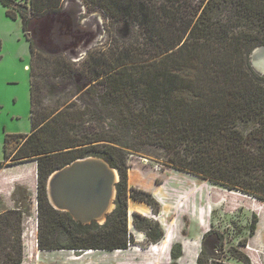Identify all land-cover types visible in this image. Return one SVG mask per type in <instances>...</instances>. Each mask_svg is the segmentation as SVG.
<instances>
[{
  "label": "trees",
  "instance_id": "trees-1",
  "mask_svg": "<svg viewBox=\"0 0 264 264\" xmlns=\"http://www.w3.org/2000/svg\"><path fill=\"white\" fill-rule=\"evenodd\" d=\"M92 2L120 16H136L146 38L144 47L125 49L126 59H116L92 78L101 77L91 88L100 92L94 106L117 109L108 126L95 112L89 117V105L76 109L69 103L47 112L36 107L41 80L32 62L41 51L26 32L33 17L61 11L62 0H0L8 18L20 19L30 53V131L4 135L0 167L36 162L38 249H125L133 242L127 230L128 197L158 211L150 193L128 187L124 139L130 134L172 151L168 160L176 170L263 198L259 192H264V183L244 187L234 175L249 166L264 168V75L248 62L249 52L264 45V0ZM90 66L94 70L101 64ZM11 138L17 143L7 151ZM88 155L102 157L119 175L115 207L102 224L74 221L68 212L54 209L46 195L53 170ZM132 216L148 240L162 237L156 221L138 213ZM21 222L18 210L0 214V231L7 226L15 230V244L4 247L12 253L1 250L5 264L21 262ZM180 255L181 245L173 244L170 256L175 260ZM237 259L249 264L246 257Z\"/></svg>",
  "mask_w": 264,
  "mask_h": 264
},
{
  "label": "rangeland",
  "instance_id": "rangeland-1",
  "mask_svg": "<svg viewBox=\"0 0 264 264\" xmlns=\"http://www.w3.org/2000/svg\"><path fill=\"white\" fill-rule=\"evenodd\" d=\"M154 1L157 3L159 0ZM227 10H224V13L229 15ZM119 16L92 0H62L61 11L31 19L26 34L41 51L39 57L36 55L32 62L37 78L41 80V97L39 104L36 105L37 109L47 112L69 103L76 109H83L89 105V117L95 112L96 116L101 118L99 120L101 124L108 126L112 123V118L117 115V109L111 107L112 105L104 108L94 106L100 92L96 87L91 88L96 81L101 80V77L97 80L92 78L96 73L104 71L110 63H115L116 59H126L128 56L124 54L125 49L142 48L146 41L142 25L136 16L132 14ZM25 35L20 19L8 18L0 4V160L5 134L30 131L28 69L30 53ZM253 49L248 54V62L252 70L258 73L251 65ZM90 60L91 64L95 62L101 66L93 70L89 64ZM243 127L247 128L249 125ZM124 142L130 178L135 173L156 174L162 178L174 175L179 185L177 188L186 189L187 193L184 196L187 198L183 196L181 200L179 194L174 197L172 204L166 207L168 222L170 220L174 227L181 230L183 237L193 238L198 235L200 238L195 260L180 263L210 264L217 260L226 264H243L237 259L238 256L241 259L246 257L249 264H264V192H259L263 195V198H260L240 188H228L223 184L176 170L170 166L168 160L170 155H173L172 151H167L143 138L139 140L130 134ZM16 143V138L9 139L7 151ZM234 176L239 177L236 181L240 185L247 187L248 184L254 183L255 188L256 185L264 183V168L249 166L236 172ZM193 195L196 196L194 201ZM12 196L16 203L20 202L19 207L14 206L13 209L21 212L23 233L22 211L28 214L31 208L29 192L24 187H18ZM156 203L158 204L157 201ZM8 209L0 214H4ZM0 232V264H5L1 250L12 253L10 249L4 247L15 244V230L7 226ZM62 238H58L59 242L63 241ZM243 241L245 244H242ZM150 242L153 241L144 236L139 243L144 249ZM74 251L68 249L55 251L51 258L52 264H75L66 256L78 258V264H92L88 263L86 258L92 256L90 259H95L96 256L93 255L101 253L85 254L84 250ZM101 255L107 254L102 252ZM37 256L35 255V258ZM23 259L22 246L20 264ZM98 259V257L95 259L94 264H107ZM180 263L170 256L167 263L131 259L129 264ZM29 264L46 263L41 259Z\"/></svg>",
  "mask_w": 264,
  "mask_h": 264
},
{
  "label": "crops",
  "instance_id": "crops-1",
  "mask_svg": "<svg viewBox=\"0 0 264 264\" xmlns=\"http://www.w3.org/2000/svg\"><path fill=\"white\" fill-rule=\"evenodd\" d=\"M3 161L4 157L2 154V159L0 162ZM173 178L174 175H169L162 178L156 174L142 173H135L133 174L132 178H130L128 172V187H134L150 193L152 198L158 202L159 210L157 212H153L151 206L147 203L128 197L127 230L128 234H130L132 237L133 244L130 243V245H128L125 249H113L108 251L89 249L84 250L83 252L85 254L93 252L106 253L107 255L105 256L101 255V253L95 254L93 256H96V258L98 257L99 261H105L107 264H129L131 263V259H137L138 261L149 260L150 262L153 261L155 263H167L170 259V250L172 245L179 243L181 245V255L175 259L177 263H185L187 261L193 262L198 251L200 241L199 236L197 235L193 238L183 237L181 230L177 229V227H174L172 222L170 220L168 222L166 218V207L172 204L174 197L180 194L179 198H182L187 193L186 189L177 188L179 187L177 183L178 181ZM36 184L37 175L36 164L34 160L11 165L3 164V166L0 167V213H2L6 208L13 209L14 206L15 208L16 206L19 207L20 202L16 203V200L12 195L15 193L18 187H24V189L29 192L31 208L28 214H25V212L22 211V214L24 215V228L22 233L24 259L21 264H29L32 262L35 263L36 260L41 259L46 264H52L53 261L51 258L53 257V254L56 253L55 251H59V249L40 250L37 246L38 216L36 208ZM174 188L175 190H173ZM185 197L186 196L183 198ZM183 198L181 200H183ZM192 198L194 201L196 196L193 195ZM133 213H138L141 216L156 221L163 231L162 237L156 242H150L146 248H141V244L139 242L144 238L145 234L142 230H139L134 226L132 216ZM40 253L42 255H40ZM35 255L38 256L35 258ZM32 256H34V258H32ZM75 256L78 257V254ZM91 257L86 258L87 262L92 264L96 263V258L90 259ZM66 258L72 263L78 264V258L72 259V256L71 258L66 256Z\"/></svg>",
  "mask_w": 264,
  "mask_h": 264
},
{
  "label": "water",
  "instance_id": "water-1",
  "mask_svg": "<svg viewBox=\"0 0 264 264\" xmlns=\"http://www.w3.org/2000/svg\"><path fill=\"white\" fill-rule=\"evenodd\" d=\"M263 56L264 45L253 49L252 60ZM261 75L264 70H257ZM116 168L98 156L76 158L53 170L46 180V195L52 207L66 211L74 221L82 224H102L115 207Z\"/></svg>",
  "mask_w": 264,
  "mask_h": 264
},
{
  "label": "bare ground",
  "instance_id": "bare-ground-1",
  "mask_svg": "<svg viewBox=\"0 0 264 264\" xmlns=\"http://www.w3.org/2000/svg\"><path fill=\"white\" fill-rule=\"evenodd\" d=\"M254 67L257 70H264V58L263 56L256 57L252 60ZM91 250V249H90Z\"/></svg>",
  "mask_w": 264,
  "mask_h": 264
},
{
  "label": "built area",
  "instance_id": "built-area-1",
  "mask_svg": "<svg viewBox=\"0 0 264 264\" xmlns=\"http://www.w3.org/2000/svg\"><path fill=\"white\" fill-rule=\"evenodd\" d=\"M128 245H130V243H128Z\"/></svg>",
  "mask_w": 264,
  "mask_h": 264
}]
</instances>
